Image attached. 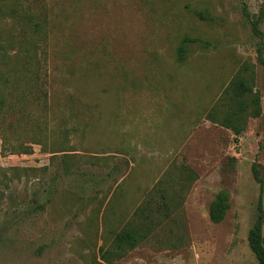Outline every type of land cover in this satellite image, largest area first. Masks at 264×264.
Listing matches in <instances>:
<instances>
[{
  "label": "rangeland",
  "instance_id": "obj_1",
  "mask_svg": "<svg viewBox=\"0 0 264 264\" xmlns=\"http://www.w3.org/2000/svg\"><path fill=\"white\" fill-rule=\"evenodd\" d=\"M258 50L264 0H0V83L16 95L18 56L32 66L30 101L1 116L0 264H257ZM237 77L260 113L235 135L223 121ZM4 140L31 153L2 154ZM220 192L229 208L213 223ZM129 227L147 234L110 255Z\"/></svg>",
  "mask_w": 264,
  "mask_h": 264
},
{
  "label": "trees",
  "instance_id": "obj_2",
  "mask_svg": "<svg viewBox=\"0 0 264 264\" xmlns=\"http://www.w3.org/2000/svg\"><path fill=\"white\" fill-rule=\"evenodd\" d=\"M247 15L246 12H244ZM259 18H251L250 27L252 34L259 40L263 39V34L259 29ZM195 39L185 37L181 44L178 46L176 51V60L182 62L187 53V43L195 42ZM24 56H18L17 60L21 64V78L23 87L17 88V94L14 95L13 89H8L7 86L0 83V124L1 116L14 112L15 108H22V106L30 101L29 93H25V88L28 86L27 82L32 77L31 64L26 61ZM257 60L264 69V59L261 57L260 50H258ZM252 94V88L247 79L243 77H237L231 84L229 102L235 104L234 111L227 117H224L223 125L227 128H231L235 135L241 133L245 117H257L259 116V104L258 99L253 95V98L248 99ZM229 103V104H230ZM23 111V109H21ZM41 141H31L30 143L39 144ZM2 154H29L31 153V145L25 144L22 141H18L12 144L8 141H2L1 145ZM255 172V171H254ZM255 179L260 182L255 172ZM229 208L228 195L225 192L218 193L215 198L211 201L208 208L209 220L213 223L220 222ZM257 219L254 225L248 230L247 233V246L254 256L257 264H264V239L262 235V221L263 213L261 204L258 202L257 205ZM145 212V211H143ZM149 218V215H146ZM147 234V231L142 229H135L129 227L117 232L114 236L112 246L114 250L110 253L112 256L120 258L125 250L133 249ZM107 255V253H105ZM105 255V256H106ZM108 256V255H107ZM106 260V258H104Z\"/></svg>",
  "mask_w": 264,
  "mask_h": 264
}]
</instances>
